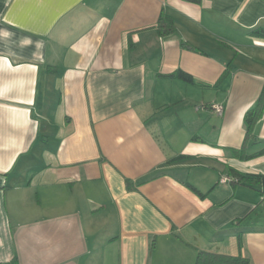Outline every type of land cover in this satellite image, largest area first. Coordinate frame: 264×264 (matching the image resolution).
<instances>
[{
    "label": "crops",
    "instance_id": "1",
    "mask_svg": "<svg viewBox=\"0 0 264 264\" xmlns=\"http://www.w3.org/2000/svg\"><path fill=\"white\" fill-rule=\"evenodd\" d=\"M263 90L264 0H0V264H264Z\"/></svg>",
    "mask_w": 264,
    "mask_h": 264
},
{
    "label": "trees",
    "instance_id": "2",
    "mask_svg": "<svg viewBox=\"0 0 264 264\" xmlns=\"http://www.w3.org/2000/svg\"><path fill=\"white\" fill-rule=\"evenodd\" d=\"M172 30H173V26L169 24V26L161 33L169 34L172 32ZM176 77L186 83H192L191 77L182 72H177ZM263 109H264V90L262 91L256 104L250 110H248L244 116L246 136H249L250 133L252 132L253 125L261 117L263 113ZM235 153L241 155L242 151L241 150L235 151ZM263 155H264V149L251 156L248 157L246 156V159L258 158ZM182 157L184 156H177L173 158L170 162H177L180 159H182ZM228 179L229 182H232L233 184L246 185L247 182H252L264 187V176L262 175H247V174L235 173L234 178L232 179L228 178ZM125 183L128 190L132 188V183L129 180H126ZM260 204L264 205V191L261 192ZM194 264H250V262L247 259L241 258L240 256L233 257V256L220 255L217 253H212L207 251H199L196 255Z\"/></svg>",
    "mask_w": 264,
    "mask_h": 264
},
{
    "label": "built area",
    "instance_id": "3",
    "mask_svg": "<svg viewBox=\"0 0 264 264\" xmlns=\"http://www.w3.org/2000/svg\"><path fill=\"white\" fill-rule=\"evenodd\" d=\"M211 108L214 111V113L217 114V115H221L222 112H223V107L222 106L213 105V106H211ZM198 109H201V107H199ZM228 181H229L228 178H224V179H222L221 182L225 183V182H228ZM263 207H264V205H263Z\"/></svg>",
    "mask_w": 264,
    "mask_h": 264
},
{
    "label": "rangeland",
    "instance_id": "4",
    "mask_svg": "<svg viewBox=\"0 0 264 264\" xmlns=\"http://www.w3.org/2000/svg\"><path fill=\"white\" fill-rule=\"evenodd\" d=\"M192 93H193V91H192ZM195 95H193V96H197V99H200L201 98V95H200V93L199 92H196V93H194ZM214 92H212V91H206V95H207V97L208 96H210V97H213L214 96ZM218 106H220V105H218Z\"/></svg>",
    "mask_w": 264,
    "mask_h": 264
}]
</instances>
